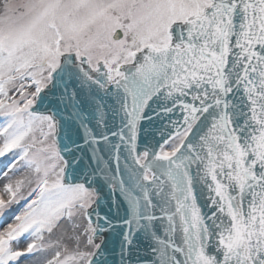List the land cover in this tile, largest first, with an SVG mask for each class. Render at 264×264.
<instances>
[{"label":"snow or ice","instance_id":"snow-or-ice-1","mask_svg":"<svg viewBox=\"0 0 264 264\" xmlns=\"http://www.w3.org/2000/svg\"><path fill=\"white\" fill-rule=\"evenodd\" d=\"M0 264H264V0H0Z\"/></svg>","mask_w":264,"mask_h":264}]
</instances>
